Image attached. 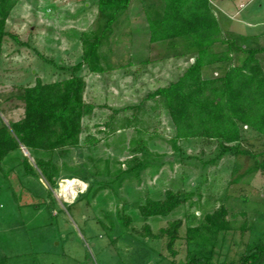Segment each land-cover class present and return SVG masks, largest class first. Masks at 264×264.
<instances>
[{
    "label": "rangeland",
    "instance_id": "rangeland-1",
    "mask_svg": "<svg viewBox=\"0 0 264 264\" xmlns=\"http://www.w3.org/2000/svg\"><path fill=\"white\" fill-rule=\"evenodd\" d=\"M12 2L5 27L24 43L6 37L1 47L0 124L5 125L23 117L20 89L37 78L46 83L69 77V68L82 61L83 39L91 40L103 23L97 21V0ZM231 2L219 16L213 11L224 19L222 38L244 48L259 46L251 39L237 41L245 33L237 24L264 19L261 0L240 13L236 6L232 14ZM160 4L164 8V0H131L98 48L101 70L83 64L77 72L85 81L83 100L93 110L81 119L79 145L52 153L58 167L54 184L25 173L22 160L34 165L38 153L23 145L2 160L0 264H182L190 253L219 262L264 245V171H249L261 156L234 149L218 155L220 142L201 137L178 140L173 147L169 115L158 97L148 96L175 81L194 56L180 39L148 42L147 19L157 16L151 10ZM226 49L213 46L217 52ZM242 56L232 51L231 59L211 66L203 78L222 76ZM257 57L264 65V52ZM87 136L96 140L89 143ZM229 145L261 154L264 135L243 126L240 141ZM138 161L146 166L128 172ZM71 178L85 183L72 185L74 194L61 189ZM166 190L182 197L181 204L166 216L144 218L139 205L146 198L163 199ZM220 207L228 225L208 234L203 216ZM175 220L181 223L170 250L161 230ZM198 226L188 242L187 228Z\"/></svg>",
    "mask_w": 264,
    "mask_h": 264
},
{
    "label": "trees",
    "instance_id": "trees-1",
    "mask_svg": "<svg viewBox=\"0 0 264 264\" xmlns=\"http://www.w3.org/2000/svg\"><path fill=\"white\" fill-rule=\"evenodd\" d=\"M130 1L97 0V21L103 20V23L98 24L91 40L83 39L86 46L83 58L69 68L71 75L46 83L37 78L33 85L20 89L18 98L23 102V117L9 121L8 125L0 124V164L10 152L23 145L38 153L34 157V165L22 160L25 173L40 175L50 185L55 183L58 167L52 160V153L79 145L81 119L93 110V105L83 100L85 81L77 72L83 64L91 71L101 70L97 65L98 48ZM12 8V0H0V52L6 37L24 43L5 27ZM147 23L151 43L183 38L184 48L194 54L193 61L175 81L156 88L148 95L158 97L169 115L174 130L171 138L173 147L178 140L214 139L220 142L218 155L234 149L236 153L253 158L261 156L255 159L249 171H264V152L258 154L229 145L240 141L243 126L264 135V70L257 57L264 52V47L244 48L234 39L222 38L221 24L209 0H164L162 15L147 19ZM215 43L226 44L227 49L214 51ZM235 50L243 53L238 64L229 65L222 76L203 78L202 67L231 59ZM95 140L89 136L86 138L89 143ZM145 166L144 162L138 161L128 168V172ZM72 179L75 178L67 180ZM182 201L178 194L166 190L163 199L146 198L138 210L144 218L166 216ZM225 214L224 207L204 214V231L217 235L225 229L228 225L223 219ZM180 223V220H175L161 230L168 236L170 250ZM199 230V226L188 227L187 241L191 242ZM263 261L264 245L257 244L248 246L237 260L212 262L207 256L190 253L182 264H263Z\"/></svg>",
    "mask_w": 264,
    "mask_h": 264
},
{
    "label": "crops",
    "instance_id": "crops-1",
    "mask_svg": "<svg viewBox=\"0 0 264 264\" xmlns=\"http://www.w3.org/2000/svg\"><path fill=\"white\" fill-rule=\"evenodd\" d=\"M210 1V3L213 5V6H216L217 7V9H214L213 11L215 12V13H217V16H219V13H221L220 12V10H222V11H224V6L225 7H228V5H227V3L226 2H230L231 0H227L226 2H223V0H214V1H217V3H213V0H209ZM255 0H233V2H231L230 4H229V7L230 6H232L233 8H234V10H231L230 12H231V14L232 13H234V11L236 10V6H237V9H238V13H240L242 10H244L246 7H252V4H253V2H254ZM263 5H264V3H263V1L261 0V3H259V6H260V8H262L263 7ZM222 6V7H221ZM215 8V7H214ZM162 9H163V7H162V4H160L159 6H158V8L157 9H154V10H151V11H155V10H157V16L156 17H154V18H159L161 15H162ZM240 11V12H239ZM254 14H257V12H255ZM222 15V17L224 18V16H223V14H221ZM256 16V15H255ZM218 18V20H219V22L220 21H224V19H222V18H219V17H217ZM240 23H241V25H243V28H244V31H245V33L244 34H241V35H237V41H240V40H242V41H244V43H249V40L251 39L252 41L250 42L251 44L253 43L254 44V42L256 41V44H259V46L258 47H264V19H256V18H252L251 20H249V19H247V18H245V19H243V20H240L239 19V21H238V24H237V26H239V28H241L240 27ZM250 35H252V36H250ZM255 35V36H254ZM250 36V37H249ZM178 39H180V40H178ZM175 40V42L173 43V41ZM179 41V42H183V44H182V49L183 50H185V48H184V45H185V40L183 39V38H176V39H173V40H170V41H172V43L173 44H176V41ZM184 40V41H183ZM148 42H150L149 41V39H148ZM159 42V41H158ZM162 42V41H161ZM154 43V42H153ZM193 61V57L191 56V57H189L188 58V61L186 60V62H189V64L191 63ZM147 62V61H146ZM184 63V62H183ZM219 63H215V64H210V65H206V66H204V67H202V73H204V72H208V71H210L211 70V66H213V65H218ZM261 65H262V68L264 69V65H263V63L261 62ZM188 67V66H187ZM208 74V73H207ZM204 75V74H203ZM160 87V86H159ZM76 180H78V179H76ZM79 181H81V180H79ZM82 182V181H81ZM84 183V182H83Z\"/></svg>",
    "mask_w": 264,
    "mask_h": 264
},
{
    "label": "bare ground",
    "instance_id": "bare-ground-1",
    "mask_svg": "<svg viewBox=\"0 0 264 264\" xmlns=\"http://www.w3.org/2000/svg\"><path fill=\"white\" fill-rule=\"evenodd\" d=\"M65 183H66V185L64 186V187H62L61 189L63 190V191H65V192H70V190H72V193L74 194V188L72 187V185H74L76 182H78V183H81L82 184V186H84V184L85 183H83V182H81V181H79V180H76V179H72V180H67V179H64L63 180ZM77 183V184H78ZM60 184V183H59Z\"/></svg>",
    "mask_w": 264,
    "mask_h": 264
}]
</instances>
